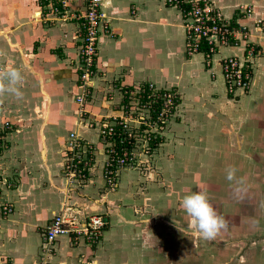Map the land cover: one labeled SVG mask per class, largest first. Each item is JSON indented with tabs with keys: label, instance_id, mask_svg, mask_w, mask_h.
Returning a JSON list of instances; mask_svg holds the SVG:
<instances>
[{
	"label": "crops",
	"instance_id": "0c3cea01",
	"mask_svg": "<svg viewBox=\"0 0 264 264\" xmlns=\"http://www.w3.org/2000/svg\"><path fill=\"white\" fill-rule=\"evenodd\" d=\"M211 1L227 18L246 24L260 47L248 92L229 96L219 66L221 58L241 55L243 45L222 47L207 68L202 53H186L177 6L104 1L111 34L99 38V74L87 108L98 117L121 115L115 104L123 86L150 84L179 96L160 153L156 148L147 158L150 169H124L116 190L106 192L99 173L81 187L62 166L72 132L99 144L77 116L74 23L42 20L32 0H0V48L6 52L0 66L12 64L25 76L22 96L6 94L0 102V127L8 124L0 149L1 201L13 205L0 219V264H33L52 218L77 211L104 216L99 240L62 234L48 264H264V34L253 30L264 0ZM242 5L253 13L242 16ZM109 92L114 101L105 100ZM230 166L243 178L239 196L225 178ZM196 183L207 185L213 206L229 220L215 241L193 237L180 207L183 196L199 190Z\"/></svg>",
	"mask_w": 264,
	"mask_h": 264
},
{
	"label": "built area",
	"instance_id": "2783aa9c",
	"mask_svg": "<svg viewBox=\"0 0 264 264\" xmlns=\"http://www.w3.org/2000/svg\"><path fill=\"white\" fill-rule=\"evenodd\" d=\"M104 1L80 0L81 5L73 8L71 0H45L39 5L38 16L46 21L74 23V39L78 42V81L81 90L76 96L79 124L94 130L99 139V144L96 145L78 132H72L63 146L64 173L70 181L81 187L87 185L92 177L99 173L104 182L103 188L107 192L116 190L124 169L139 171L150 169L147 158L161 143L163 131L160 130H165L170 120L168 117L173 116L179 104L175 100H179V96L169 90H157L150 84H140L130 90L123 86L117 89L121 105L126 104L128 101L126 99L135 98L136 93L137 97L144 101L146 115L128 117L122 107L121 115L110 117L102 123L88 118L86 104L92 93V81L99 74L97 65L99 38L101 35L111 34L110 18L103 8ZM164 1L181 10L187 55L202 53L207 68L212 66L214 55L222 47L243 45L241 56L223 57L219 60V66L228 95L233 96L238 91L248 92L254 76V61L260 56L261 50L259 45L250 39L253 33L247 25L241 23L239 18H227L211 0ZM239 12L242 16H250L253 9L249 5H242ZM253 24L256 26H253L255 31L264 33V16L254 19ZM138 88L140 89L137 90ZM108 94L111 99L113 92ZM91 121L96 122L95 126L90 123ZM129 121H134L135 125H130ZM7 125L5 123L0 127V149L6 145ZM99 154L103 158L101 162ZM1 192L0 188V219H5L13 212V205L1 201ZM105 224L104 216L97 213L77 211L76 214L64 212L56 214L43 231L42 251L33 264H48V258L54 250V242L58 236L71 234L76 240L83 236L86 241L94 243L99 240Z\"/></svg>",
	"mask_w": 264,
	"mask_h": 264
},
{
	"label": "clouds",
	"instance_id": "9594fccd",
	"mask_svg": "<svg viewBox=\"0 0 264 264\" xmlns=\"http://www.w3.org/2000/svg\"><path fill=\"white\" fill-rule=\"evenodd\" d=\"M6 56L4 49L0 48V59ZM25 76L22 68L12 64L0 66V102L6 94L16 97L22 96ZM238 169L230 166L226 170V179L234 185V192L239 196L244 189L243 178L237 176ZM198 191H191L180 200V207L189 217V228L193 237L206 241H215L222 230L227 229L229 220L218 213L208 195L207 185L196 183Z\"/></svg>",
	"mask_w": 264,
	"mask_h": 264
},
{
	"label": "rangeland",
	"instance_id": "374dc122",
	"mask_svg": "<svg viewBox=\"0 0 264 264\" xmlns=\"http://www.w3.org/2000/svg\"><path fill=\"white\" fill-rule=\"evenodd\" d=\"M39 3V5H40V3L41 4H43V2H45V0H32V5H35V3ZM74 8V7H73ZM240 11V10H239ZM242 15V14H241ZM247 15V14H246ZM37 16H38V13H37ZM263 16H264V14H263ZM39 17V16H38ZM253 26H254V24H253ZM254 27H256V26H254ZM253 30H254V28H253ZM255 31V30H254ZM256 32H258L259 34L261 33V32H259V31H256ZM261 34H264V33H261ZM262 53V52H261ZM242 55V54H241ZM241 55H239V56H241ZM203 63H204V61H203ZM253 78H254V76H253ZM253 82V81H252ZM118 87V86H117ZM137 87H138V85H137ZM123 88V87H122ZM127 88H129V89H127V90H130V88H133L132 86L131 87H127ZM140 88H138L137 90H139ZM135 90V89H134ZM171 93H175L174 95H177V93H176V91L175 90H173V89H168ZM92 94L93 93H91L90 94V97H89V101H88V103L91 101V99H92ZM112 94V93H111ZM77 96V95H76ZM134 96H135V98H133V99H126V100H128L127 102H126V104H123V105H121V101H119V103H117V104H115V107H117L116 109H118V111L120 112V111H123V110H125L126 112H127V116L128 117H136V116H142V115H146V112H147V110H146V108H144V106H143V103H144V101L140 98H138L137 97V95H136V93H134ZM229 96H231V95H229ZM106 98H105V100L107 99V100H109V101H114L115 100V96H113L111 99L109 98L110 97V95L109 94H107L106 96H105ZM103 100H104V97H103ZM121 100V99H120ZM104 102V101H103ZM87 103V104H88ZM87 104H86V110H87V116H88V118H90V120H93V119H95V121H101V123L102 122H104V121H107V120H109L110 119V117H113L115 114H117V112H113L110 116H100V117H98L99 115L98 114H96L94 111H92V109L91 108H87ZM179 106V105H178ZM178 106H177V108L175 109V112L174 113H177V111H178ZM122 107H123V110H122ZM83 114H84V112H83ZM77 116L79 117V115H78V108H77ZM84 117H86L85 115H83ZM132 118L130 119V120H132ZM172 118V117H171ZM171 118L170 117H168V119H170L169 120V124H170V122H171ZM99 119H101V120H99ZM95 121H91L90 123H92L93 124V126H95ZM133 122V123H132ZM129 124L130 125H135V122L134 121H129ZM137 126V125H136ZM165 129H166V127H165ZM156 131V130H155ZM160 131H164V129H162V130H160ZM159 146V145H158ZM158 146H156V152L159 154L160 153V147H159V149H158ZM154 152V151H153ZM100 159V161L99 162H101L102 161V157L101 158H99ZM150 160V159H149ZM150 162H151V160H150Z\"/></svg>",
	"mask_w": 264,
	"mask_h": 264
},
{
	"label": "trees",
	"instance_id": "16d2710c",
	"mask_svg": "<svg viewBox=\"0 0 264 264\" xmlns=\"http://www.w3.org/2000/svg\"><path fill=\"white\" fill-rule=\"evenodd\" d=\"M175 102H177V103H178V102H179V100H177V99H176V100H175Z\"/></svg>",
	"mask_w": 264,
	"mask_h": 264
}]
</instances>
